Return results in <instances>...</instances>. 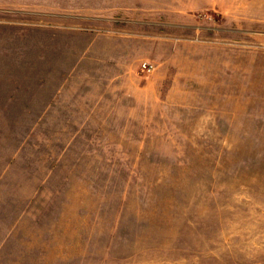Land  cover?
Returning <instances> with one entry per match:
<instances>
[{"label": "rangeland", "instance_id": "obj_1", "mask_svg": "<svg viewBox=\"0 0 264 264\" xmlns=\"http://www.w3.org/2000/svg\"><path fill=\"white\" fill-rule=\"evenodd\" d=\"M0 54L87 100L0 110V264H264V0H0Z\"/></svg>", "mask_w": 264, "mask_h": 264}, {"label": "crops", "instance_id": "obj_2", "mask_svg": "<svg viewBox=\"0 0 264 264\" xmlns=\"http://www.w3.org/2000/svg\"><path fill=\"white\" fill-rule=\"evenodd\" d=\"M51 45L54 44L51 43ZM61 45H63L62 42ZM68 46L69 44L67 46H58L65 49L64 53H58L59 57L61 53H68ZM49 49L47 47L46 51L51 52ZM49 56L53 58V53H50ZM2 57L4 56L0 54V110L78 111L82 108L85 101H87L85 96L77 93V88L74 89L66 85L64 81L67 78L64 81L52 82L53 80H51V77L47 73V64L52 59L47 58L45 55L44 57L42 54H37V56L18 55V58L10 60H2ZM23 59H28L31 63L34 61V70L37 74L31 72L30 74L27 72L22 74V65L20 64L25 62ZM17 63L18 66H16ZM31 71L33 72V70ZM1 105L5 106L2 107Z\"/></svg>", "mask_w": 264, "mask_h": 264}, {"label": "built area", "instance_id": "obj_3", "mask_svg": "<svg viewBox=\"0 0 264 264\" xmlns=\"http://www.w3.org/2000/svg\"><path fill=\"white\" fill-rule=\"evenodd\" d=\"M143 67L146 68V69H150V66L148 67L146 64H143Z\"/></svg>", "mask_w": 264, "mask_h": 264}]
</instances>
